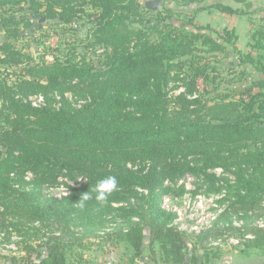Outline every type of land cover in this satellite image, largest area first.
Masks as SVG:
<instances>
[{
    "label": "trees",
    "instance_id": "1",
    "mask_svg": "<svg viewBox=\"0 0 264 264\" xmlns=\"http://www.w3.org/2000/svg\"><path fill=\"white\" fill-rule=\"evenodd\" d=\"M230 1L249 5L247 0ZM21 4L35 17H56L68 26L87 7L94 9L86 14L91 27L85 38L105 48L101 67L85 58L76 62L71 55L31 64V57L14 43L0 42V66H6L0 68V225L36 238L43 228L51 230L46 255L25 242L24 259L34 253L38 264H66L65 247L93 236L113 214L121 221L109 238L126 244L118 264H147L140 259L146 227L150 246L158 243L167 262L182 263L186 243L174 224L175 213L162 207L157 189L185 173L210 182L208 188L221 180L236 185L239 190L220 219L264 201V15L252 23L250 51L238 61L259 77L238 99H227L197 94L198 79L207 81L212 67L201 63L196 50L200 41L209 53L219 50L226 58L238 53L231 31H216L214 37L188 17L180 25L163 24L150 38L127 24L206 8L197 0H171L156 12L145 10L139 0H0V20L7 23L12 16L6 10L16 12ZM211 6L238 12L219 1ZM178 80L181 87L174 88L179 89L175 94L170 82ZM68 93L80 97L76 106ZM35 96L40 103L30 100ZM216 168L233 179L218 176ZM27 172L34 176V187L18 189L14 184L24 183ZM61 175L82 176L85 182L60 198L43 197L42 185ZM108 176L116 177V189L106 200L93 195L81 208L82 194ZM242 217L249 218L247 213ZM251 230L253 238L245 239L239 251L264 252V229ZM220 231L209 230L204 238Z\"/></svg>",
    "mask_w": 264,
    "mask_h": 264
},
{
    "label": "rangeland",
    "instance_id": "2",
    "mask_svg": "<svg viewBox=\"0 0 264 264\" xmlns=\"http://www.w3.org/2000/svg\"><path fill=\"white\" fill-rule=\"evenodd\" d=\"M170 1L164 0V5ZM176 1L185 3L186 0ZM197 1L207 8L216 0ZM139 2L143 7V0H139ZM247 2L249 3L247 6L240 4L241 11H250L252 23H259L264 15V5L257 0H247ZM226 5H228V2ZM17 7L18 10H15L16 12L12 11L11 13V11L6 10L14 18L8 17L6 13L4 16L10 20L7 23L0 20V42L8 40L14 43L22 52L31 57V64L47 63L53 61L55 57L64 60L72 56L76 57V62H81L83 58L92 62L98 61L96 65L101 67L100 63L103 60L105 48L93 45L92 41L90 42L88 38H85L91 27V23L86 19V14L93 12L94 9L87 7L86 13H81L80 19L74 20L71 22V26H68V24L59 21L56 17L44 15L35 17L26 4H21ZM197 12L192 8L185 12L182 11V14H175V16L174 14L172 16L159 14L162 16H159L162 20L156 19L154 16L152 18L143 17V19L139 18V22H127V24L128 27L141 29L144 33H148L151 38L154 35V30L160 28L163 24L180 25L188 17H193L194 21V14ZM25 19H29L30 24L26 25ZM205 31L214 37L217 36L216 31L210 32L206 29ZM197 45L199 48L196 51H198L197 53L200 57H203L200 59L201 63H207L212 67L206 71L207 81L201 78L198 79V95L205 97L227 95V99H238L239 92L243 91L244 87L250 86L251 82L259 77V74L249 64L243 63L242 60H240L241 64L238 66V61L243 57L244 53L232 52L231 56L226 58L219 50L210 53L206 52L207 48L202 46L200 41L197 42ZM248 49L249 46L247 51ZM230 62L234 63V67L229 64ZM23 65L20 64L19 67L22 68ZM5 67V65L0 66L1 69ZM14 78L15 75L12 74L11 79ZM179 86L181 87L179 80L170 82V88L175 94L179 89L174 88ZM253 91H257V88L253 89ZM243 98L248 99L245 95ZM79 99L78 95L70 96L68 93V100L75 106L78 103H75V101ZM30 100L34 104L41 101L37 96L30 98ZM213 171L218 176H226L231 180L233 179L230 173H225L220 168H216ZM83 182H85V178L82 176L69 178L61 175L55 183H44L42 185V195L45 198H60L68 194L71 188L78 187ZM209 183L202 177L185 173L174 181L166 179L162 186L157 189L162 207L175 213L174 224L183 235L186 243L184 264H192L191 258H195V264L196 262L197 264H206L208 260H213L214 257L228 254L235 250L238 251L245 239L253 238L252 228L264 229V201L258 207L247 212L242 211L243 213L238 212L237 214L229 212L227 219H220L219 216L228 205V201L231 199L230 196L233 199L234 193L239 189L234 184L229 187L222 180L212 185V188H208ZM34 185V176L30 172L24 175V183L16 182L14 184L18 189L22 188L24 190H30ZM138 191L145 192L140 188H138ZM133 202H135V198ZM123 204L126 205L125 202L112 203L113 206ZM244 213H247L248 219H242ZM114 218L116 217L113 214L108 216L102 228L96 231L93 236L80 237L82 234L80 230H74L77 233L76 236L80 238L65 247L66 264H89L90 262L91 264H98V262H103V259L105 260L104 256L107 254L114 255L120 259L125 252L126 244L121 240L111 241L109 238L110 234L117 232V227L121 221ZM33 225L39 226L37 223ZM230 227L233 228L225 229ZM214 229L218 231L221 229V234L205 239V233ZM50 231L43 228L42 234L36 238L26 234L23 235V232L14 231L11 227H2L0 225V264H38L40 257H37L34 253L27 259L23 258L26 257L23 245L25 242H31L35 246V250L45 256L47 251L46 236L51 233ZM52 233L56 234L57 232L54 230ZM143 233L144 239L140 259L147 264H171L164 258L158 243L150 246L149 229L147 227ZM35 238L38 240L34 241ZM250 251L256 255L264 254L263 251L257 249ZM119 259L116 261L117 264L120 261Z\"/></svg>",
    "mask_w": 264,
    "mask_h": 264
},
{
    "label": "crops",
    "instance_id": "3",
    "mask_svg": "<svg viewBox=\"0 0 264 264\" xmlns=\"http://www.w3.org/2000/svg\"><path fill=\"white\" fill-rule=\"evenodd\" d=\"M216 1L222 2L224 5L228 2V5H232L233 9H238V12L228 13L214 6H210L194 14V23L210 32L231 31L235 36V47L237 51L240 53H248L250 51V48L247 51L248 40L250 39L253 27L251 12L245 11L242 13L240 11L241 5L230 0H225L226 2L223 0ZM257 1L262 2V5H264V0ZM104 257L105 260L103 259V262H98V264H117L116 261L119 259L111 254H107ZM206 264H264V254L256 255L251 251L245 254L239 250H235L234 252L214 257L213 260H208Z\"/></svg>",
    "mask_w": 264,
    "mask_h": 264
},
{
    "label": "clouds",
    "instance_id": "4",
    "mask_svg": "<svg viewBox=\"0 0 264 264\" xmlns=\"http://www.w3.org/2000/svg\"><path fill=\"white\" fill-rule=\"evenodd\" d=\"M117 187V180L115 176H108L103 179H100L96 182L95 186L91 192H85L82 194V197L79 201V206L81 208L85 207V204L88 200L95 196L97 200H106L107 196L115 190Z\"/></svg>",
    "mask_w": 264,
    "mask_h": 264
},
{
    "label": "water",
    "instance_id": "5",
    "mask_svg": "<svg viewBox=\"0 0 264 264\" xmlns=\"http://www.w3.org/2000/svg\"><path fill=\"white\" fill-rule=\"evenodd\" d=\"M143 8L145 10H160L164 5V0H143ZM236 62V61H235Z\"/></svg>",
    "mask_w": 264,
    "mask_h": 264
}]
</instances>
